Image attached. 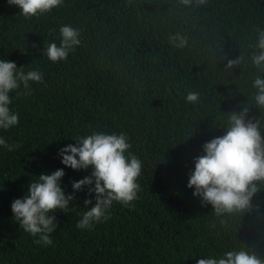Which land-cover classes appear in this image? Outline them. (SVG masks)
<instances>
[{
    "label": "trees",
    "instance_id": "1",
    "mask_svg": "<svg viewBox=\"0 0 264 264\" xmlns=\"http://www.w3.org/2000/svg\"><path fill=\"white\" fill-rule=\"evenodd\" d=\"M18 11L0 0V59L38 68L43 80L30 82L27 95L12 93L19 121L0 131L19 142L0 149V264H194V253L240 248L264 258V182L246 209L219 216L186 187L192 158L224 131L232 111L246 105L264 122L248 58L264 28V0H62L28 19ZM61 24L77 28L80 43L53 63L43 49L59 43ZM176 33L185 46L170 41ZM188 92L196 102L185 100ZM91 131L126 135L142 161L137 199L130 207L114 202L106 221L81 230L86 195L76 192L75 208L54 214L53 244L40 247L12 220L10 202L56 168L71 192L70 181L89 173L64 167L57 149Z\"/></svg>",
    "mask_w": 264,
    "mask_h": 264
},
{
    "label": "clouds",
    "instance_id": "2",
    "mask_svg": "<svg viewBox=\"0 0 264 264\" xmlns=\"http://www.w3.org/2000/svg\"><path fill=\"white\" fill-rule=\"evenodd\" d=\"M62 0H6L18 7L19 15L25 19L42 15L57 7ZM194 0H179L184 6ZM203 3L204 0H195ZM59 43L50 41L43 49V55L51 62L64 60L68 53L80 43L79 30L70 24L58 28ZM175 47H183L186 38L179 33L169 37ZM248 58L257 70L251 80L254 89V103L264 108V28L256 30V41ZM239 58L227 60L231 68ZM43 73L38 68L25 70L8 59H0V131L15 127L19 113L11 106L15 93L24 89L27 95L30 82L39 83ZM187 102H196L197 93L188 92ZM248 107L241 106L232 111L224 131L205 141L200 154L192 158V168L187 173L186 187L201 205H211L216 215L246 209L258 184L264 182V122L248 116ZM75 143L57 149L60 163L72 170H88V175L71 180V192L61 184L63 168L41 172L27 183L25 194L10 202L12 220L18 228L33 237V243L40 247L53 244L51 233L58 227L54 214L68 213L75 193L85 191L83 206L79 207L76 228L91 230L96 224L106 221L114 202L131 206L137 199L140 185L138 177L142 170L141 159L130 151V144L123 132L91 131L71 138ZM19 142H9L0 135V149L13 151ZM88 194H92L88 197ZM94 201V202H93ZM91 206L89 207V205ZM194 264H264V258L255 252L240 249L225 250L222 254H192Z\"/></svg>",
    "mask_w": 264,
    "mask_h": 264
}]
</instances>
